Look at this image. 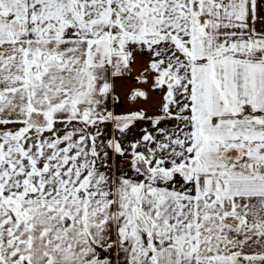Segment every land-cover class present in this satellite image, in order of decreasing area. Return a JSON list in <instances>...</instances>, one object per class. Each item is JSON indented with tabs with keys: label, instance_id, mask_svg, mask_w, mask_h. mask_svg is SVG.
<instances>
[{
	"label": "snow or ice",
	"instance_id": "6c2138e0",
	"mask_svg": "<svg viewBox=\"0 0 264 264\" xmlns=\"http://www.w3.org/2000/svg\"><path fill=\"white\" fill-rule=\"evenodd\" d=\"M0 264H264V0H0Z\"/></svg>",
	"mask_w": 264,
	"mask_h": 264
}]
</instances>
